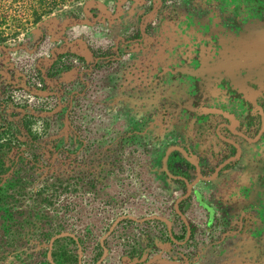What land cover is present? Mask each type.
<instances>
[{
  "label": "flooded vegetation",
  "instance_id": "flooded-vegetation-1",
  "mask_svg": "<svg viewBox=\"0 0 264 264\" xmlns=\"http://www.w3.org/2000/svg\"><path fill=\"white\" fill-rule=\"evenodd\" d=\"M84 4L34 21L49 61L77 70L64 131L88 118L109 161L136 153L186 263L264 264V0Z\"/></svg>",
  "mask_w": 264,
  "mask_h": 264
},
{
  "label": "rangeland",
  "instance_id": "rangeland-1",
  "mask_svg": "<svg viewBox=\"0 0 264 264\" xmlns=\"http://www.w3.org/2000/svg\"><path fill=\"white\" fill-rule=\"evenodd\" d=\"M85 1L0 0V264H188L163 242L168 218L143 195L136 153L109 161L88 118L70 115L77 138L60 123L77 70L49 61L34 21Z\"/></svg>",
  "mask_w": 264,
  "mask_h": 264
},
{
  "label": "water",
  "instance_id": "water-1",
  "mask_svg": "<svg viewBox=\"0 0 264 264\" xmlns=\"http://www.w3.org/2000/svg\"><path fill=\"white\" fill-rule=\"evenodd\" d=\"M262 42H263V43H262L260 46H261V47H264V40H262Z\"/></svg>",
  "mask_w": 264,
  "mask_h": 264
}]
</instances>
